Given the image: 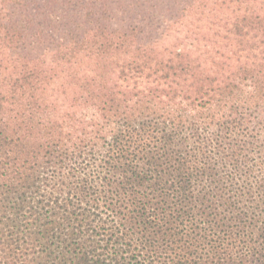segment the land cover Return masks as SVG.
Instances as JSON below:
<instances>
[{
  "label": "trees",
  "instance_id": "trees-1",
  "mask_svg": "<svg viewBox=\"0 0 264 264\" xmlns=\"http://www.w3.org/2000/svg\"><path fill=\"white\" fill-rule=\"evenodd\" d=\"M0 264H264V0H0Z\"/></svg>",
  "mask_w": 264,
  "mask_h": 264
},
{
  "label": "rangeland",
  "instance_id": "rangeland-1",
  "mask_svg": "<svg viewBox=\"0 0 264 264\" xmlns=\"http://www.w3.org/2000/svg\"><path fill=\"white\" fill-rule=\"evenodd\" d=\"M124 7H122V10H123Z\"/></svg>",
  "mask_w": 264,
  "mask_h": 264
}]
</instances>
